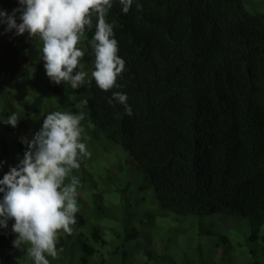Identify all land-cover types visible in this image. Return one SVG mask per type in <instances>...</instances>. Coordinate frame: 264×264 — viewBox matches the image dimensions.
I'll return each mask as SVG.
<instances>
[{"label":"trees","instance_id":"1","mask_svg":"<svg viewBox=\"0 0 264 264\" xmlns=\"http://www.w3.org/2000/svg\"><path fill=\"white\" fill-rule=\"evenodd\" d=\"M252 3L133 0L125 14L119 0H112L105 19L113 25L125 70L117 78V87L108 92L92 80L89 87L70 93L42 76L40 46L28 34L24 39L14 35L0 39V62L4 61L0 80L6 79L12 91L30 80L38 90L31 101L25 100L28 89L12 96L0 90V116L14 113L9 101L26 112L22 118L17 113L20 120L15 128L3 123L1 131L8 137L0 135V160L8 163L10 143L24 155L21 138L31 127L27 117L38 122L46 94L51 92L59 111L83 112L92 125L95 136L86 138L101 143L96 146L99 154L93 155L95 163L111 154L99 137L130 154L154 189L160 217L193 216L203 227L202 220L214 214L232 220L240 216L247 222L242 235L248 256V262L242 258L241 263L264 264V119L257 129L250 123L253 131L245 129L241 119L253 106L264 118V15L246 6ZM2 6L10 14L20 7L18 0H4ZM95 24L94 15L93 26L85 28L82 38L83 64L85 69L91 65L90 72ZM118 91L127 94L131 116L120 103H109ZM80 97L87 98L86 107L77 101ZM46 115L39 116L42 124ZM91 151L96 153L94 147ZM89 181L95 186L96 181ZM80 182L78 190L85 183L82 178ZM103 183L109 186L111 181ZM78 213L77 227L84 226L83 209ZM92 230L86 239L76 238L78 251L66 244L68 238L61 240L67 264H93L90 258L99 236ZM205 232L208 238L215 234ZM12 234L11 230L0 234L7 252L14 248ZM130 237L135 239L139 233L133 231ZM218 239L224 252L230 250L232 245L223 233ZM223 256L221 252L214 262ZM201 261L199 254L196 264Z\"/></svg>","mask_w":264,"mask_h":264},{"label":"clouds","instance_id":"2","mask_svg":"<svg viewBox=\"0 0 264 264\" xmlns=\"http://www.w3.org/2000/svg\"><path fill=\"white\" fill-rule=\"evenodd\" d=\"M18 3L20 7L14 9L11 15L0 11V24L7 26L6 32L15 30L16 35H12L16 38L24 39L27 35L25 33H28L30 40L39 38L41 42L36 43H39L40 58L45 68V71L41 73L42 76L47 75L52 83L66 87L70 93L83 87H89L92 80L105 92L117 87V78L125 70V61L118 55L119 48L114 38L113 25L105 19L113 6L112 0H18ZM119 3L126 14L133 0H119ZM246 6L254 13L264 15V0L255 8H252V4H246ZM136 7L138 10L142 9L140 4ZM18 13L19 23H17ZM94 15L96 17L95 32L90 42L94 62L89 77L83 64L84 43L82 38L85 36V28L93 26ZM80 42L82 49L78 47ZM88 78L89 82H87ZM22 86V92L28 89L25 100L31 101L35 95H38L36 83L29 80ZM14 94L21 93H17V90L10 93L11 96ZM127 100V94L118 91L113 93L109 103L113 101L120 103L124 106L125 114L131 116L132 108L127 104ZM77 101L83 107L88 104L87 98L80 97ZM9 104L14 109L12 110L14 113L8 117L4 114L0 116V135L5 138L8 136L1 131L3 123L15 128L20 120L17 113L21 118L22 114L26 115L25 110L19 105L12 104L11 101ZM48 104L51 107H48ZM48 110L49 112L46 113L45 111ZM245 113V117L241 116L244 128L253 131L250 126V123H253L256 124L257 129L264 118L260 119L255 106H253V111ZM42 114H47L43 119V124ZM39 116L37 123L33 116L27 117L33 125L30 124L31 127L25 130V137L21 138V143L26 146L24 155L22 156L20 151L15 150L10 143L9 151L11 152H9L8 163L0 161V167L4 170L9 169V171H0V178L4 176L0 180V193L3 194V198L0 199V234L11 230L13 234L10 242L14 247L9 248L7 252L0 244V264H67L68 258L60 246L61 240L68 238L69 241H66V244L69 243L74 251H78L77 246H74L78 241L76 238L80 236L86 239L94 231L92 228L97 230L99 236L98 243L94 245L95 251L90 258L93 264H177L178 255H187L191 252V247L187 249L185 246V241L189 242L190 239L197 258L199 254L201 255V264H216L214 261L220 256L212 257L210 263H203L204 257L207 256L206 253L205 255L202 253L199 243L203 240L206 241L205 245L211 243L214 248L221 250L224 254L217 264H242V258L248 262L243 246L242 234L247 228L244 218L239 216L232 220L220 216L217 218L222 221L224 228L212 227L209 219L217 215L214 214L204 218L202 220L204 226L201 227L197 218L178 221L169 216L160 217V209L147 214L140 212L139 208L134 210L132 204L135 199L143 198L139 189L130 191V182L138 183L137 178L131 176L129 182L122 181L123 176H121L117 181L109 184L107 176L103 174L106 170L111 176L112 170L116 172L119 170L120 161L116 155L120 152V148L111 145L108 139L97 138L102 144L108 146L111 150L110 157L115 162L110 163L103 159L106 165L103 160H101L102 163H95L93 155L99 154L97 147H100L101 143L95 144L96 153H92L91 148L88 149L86 143L82 142L85 133L87 136H95L92 125L83 112L59 111L51 92H47L45 106L41 107ZM34 128L40 130L34 133ZM29 130L32 136L27 138L26 134ZM123 152L129 159L127 163H131L130 154ZM12 155L17 157L16 162L10 160ZM93 175L96 177L92 178ZM81 178L85 183L78 190ZM89 179L96 181L95 186H92ZM150 187L151 184L146 187L140 185L144 192ZM114 190L120 193V196L115 195L116 198H120L118 204L109 202L107 198L109 192ZM127 193L132 194L130 199ZM81 209H83V219L86 220V224L77 227L78 211L80 212ZM136 217L141 224L144 223L146 226L156 218L162 221L173 220L176 224L163 233L157 228L156 232L159 233V237L154 235V238H162L163 241L156 239L151 241L153 236L141 233L143 232L141 228L146 226L139 225V231L134 228L125 231L126 222L135 220ZM189 219L196 221L195 229L182 225L183 221ZM230 228L240 240L225 232ZM188 230L193 232L192 237H187L190 235ZM206 230H211L215 234L208 238ZM116 231L124 232L123 239L118 241V246L109 248L110 242L116 238ZM133 231L138 232L139 237L130 239ZM221 233L229 239L232 245L227 252H224L223 248L218 245V236ZM142 242L146 243V247L141 246ZM155 243L158 248H163L161 253L153 249ZM102 249L107 251L106 255ZM227 255H230V258L225 262ZM182 264H196V261L182 262Z\"/></svg>","mask_w":264,"mask_h":264},{"label":"rangeland","instance_id":"3","mask_svg":"<svg viewBox=\"0 0 264 264\" xmlns=\"http://www.w3.org/2000/svg\"><path fill=\"white\" fill-rule=\"evenodd\" d=\"M3 1L4 0H0V11H5L3 6H2ZM262 1L263 0H253L252 8H255L256 6H258ZM8 14L11 15L10 13H8ZM18 17H19V13L17 14V23L20 22ZM6 27H7L6 25L0 24V39H8L10 37V35H12V34L16 35L15 30H13L12 32H6L5 31ZM25 34H28V33H25ZM31 41L32 42H39V43L41 42L38 37L31 39ZM83 46H82L81 42L78 45V47H80V48L83 47ZM3 62L4 61L0 62L1 68H3V66H4ZM80 64H81V62H80ZM80 66L82 67V64ZM90 68H91V65L87 64L86 72L89 73V77H90ZM78 70H79V68H78ZM87 82H89V78L87 79ZM20 87H22V85ZM0 89H2L3 91H6V90L8 91L9 90L10 93H12V89H11L10 85L8 84L7 80L4 79V78L3 79L1 78V80H0ZM32 89H34V87H32ZM17 93H22V88L18 89ZM30 94H31V91H30ZM0 107H1V105H0ZM48 107H51V105L48 104ZM29 123L33 125V122L30 121V120H29ZM82 123H83V125H85L84 122H82ZM89 131H90V129H89ZM31 136H32V132H31V130H29V132H27V134H26V137L28 138V137H31ZM86 137L87 136H86V133H85V135L82 137V138H84L82 140V142L86 143L88 149L94 147L95 144H96L95 140L93 138L92 139H85ZM119 151L120 152H118L117 155H116L117 157H119V161H120L118 163L119 170L117 172L112 170L111 171V176L108 175V172L106 170L103 172V174L105 176H107L108 180L111 181V182H115V181H117L119 179V177L123 176V178H121L122 181L127 180V181L130 182L131 181V176H135L137 178L138 183L141 185V187L142 186L146 187L147 185H150V182L147 179V177L145 176V174L142 173L136 167V165L134 164V162L132 160L130 161L131 163H127V160H129V159L124 155L123 150L119 149ZM104 159H107L108 161H110V163L115 162V160L112 157H110L109 155H107V157H105ZM10 160L13 161V162H16L17 161V157L15 155H12V156H10ZM0 161H2V160H0ZM103 161L105 162L104 165H106V161L105 160H103ZM132 165H133V168H132ZM104 169H106V168H104ZM0 171H9V169L4 170L3 167H0ZM98 171H101V170H98ZM95 177L96 176L93 175L92 178H95ZM138 183L136 181H131L130 182V185H131L130 191L131 190H135V189H139L140 193L142 194V197H143V198L141 197L142 199H140V198H136L135 199L134 204H132V207L134 208V210L136 208H139V211L144 213V214H147V213H149L151 211H157V210L159 211L160 207H159V205H158V203H157V201L155 199L154 189H153L152 185L148 189V191L144 192L140 188V185ZM115 195H119L120 196V193H118L116 190L111 191V192H109L107 198H108L109 202L118 204L119 201H120V198H116ZM131 196H132V194H130V193L128 194L127 193V197L129 199L131 198ZM212 217L213 218L209 219L210 226L224 228L222 221L218 220V218H217V217H220L219 214L214 215ZM187 218H196V217H193V216H190V217H178L177 220L178 221H182V220L187 219ZM157 220H158V218L154 219L150 224H148L146 226V224H144V223L141 224L139 222V219L136 217L135 220H128L126 222L125 231L133 229V228L139 231V228H138L139 225L146 226V227H142L141 228L142 231H143L141 233H146L147 236H153L152 237L153 239L151 241H154V239H156V238H154V235H156V237H157L158 234H159L158 232H156L157 228L160 229L161 233H163L165 230L174 227L175 224H176L173 220L162 221L161 219H159L158 222H157ZM182 225L190 226V228L195 229L196 228V221L192 220V219L185 220V221L182 222ZM188 231H189L190 235H188L187 237H192L193 236V232L191 230H188ZM225 232L229 233V234H232L233 236H235V238L237 240H240V239H238L236 233L231 228L230 229H226ZM115 235H116V238H115L114 241L110 242L109 248L110 247L113 248V247L119 245L118 241L123 239L124 232L123 231H120V232L116 231ZM161 239L162 238H157L156 240L163 241ZM205 242L206 241H204V240H203V242H199L201 244V247H202V253L204 255L206 253L207 256H208V257L207 256L204 257L203 263H207V262L210 263V261H212V257H214V256L216 257V256L220 255L221 250L214 248L211 243H209L208 245H205ZM141 246L143 248L146 247V243L142 242ZM185 246L187 247V249L190 246L191 247L190 248L191 252H188L187 255H178L179 259H177L178 260L177 264H182V262H186L187 263L188 261L189 262H195L197 260V253L194 250V245L192 244V240L190 239L189 242L185 241ZM153 249L156 250L157 252L161 253L163 248H161V249L158 248L156 246V243H155V245L153 246ZM102 252L105 255L107 254V251L104 250V249H102ZM229 258H230V255H227L225 257L224 261L225 262L228 261ZM165 260H167V258ZM220 263H224V262L220 261Z\"/></svg>","mask_w":264,"mask_h":264}]
</instances>
